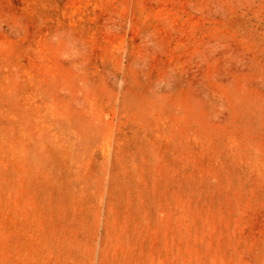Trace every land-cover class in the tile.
<instances>
[{"label": "rangeland", "instance_id": "rangeland-1", "mask_svg": "<svg viewBox=\"0 0 264 264\" xmlns=\"http://www.w3.org/2000/svg\"><path fill=\"white\" fill-rule=\"evenodd\" d=\"M0 264H264V0H0Z\"/></svg>", "mask_w": 264, "mask_h": 264}]
</instances>
